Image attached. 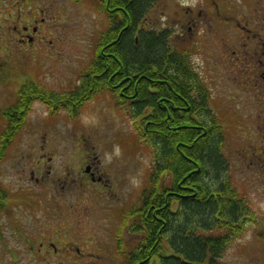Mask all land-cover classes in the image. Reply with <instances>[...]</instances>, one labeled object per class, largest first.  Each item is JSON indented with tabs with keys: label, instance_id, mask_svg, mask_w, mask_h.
<instances>
[{
	"label": "rangeland",
	"instance_id": "374dc122",
	"mask_svg": "<svg viewBox=\"0 0 264 264\" xmlns=\"http://www.w3.org/2000/svg\"><path fill=\"white\" fill-rule=\"evenodd\" d=\"M24 1L27 17L39 16L47 27L42 31L41 45H32L21 56L0 54V59H7L9 72L4 79L8 82L0 84V110L15 101L16 94L7 93L8 85L17 89L15 81L34 82L58 94L76 88L93 59L96 39L107 26L104 16L88 0ZM215 4L224 15L227 6H232L235 17H247L256 11L264 16V0H157L148 12L145 27L167 30L172 41L188 50L189 62L209 94V109L221 122L228 175L248 213L242 232L227 244L220 264H262L257 261L264 260V182L257 178L253 165L248 166L256 146V104L245 84L242 66L232 62L231 43L225 29L217 25ZM188 9L200 13L191 36L180 25ZM48 108L40 102L31 104L25 126L0 161V190L7 200L13 194L20 197L19 201H11L10 212L29 231L32 224L41 223L35 221L36 215L56 213L64 219L60 214H68L67 208H72L69 204L81 208L77 215L87 219L83 223L87 236L102 233V264H120L123 245L131 248L137 239L127 234L121 221L129 223L131 208L139 205L151 153L143 147L133 148L129 141L124 143V139L133 137L135 129L125 108H116L108 94L85 103L74 116L64 109L53 113ZM4 124L0 118V134ZM41 146L46 155L44 171L49 172L44 184L33 183L29 174ZM86 153L99 159L107 187L101 190L85 182L82 187L74 185L63 190L61 182H71ZM71 192L77 193L74 198ZM56 226L52 229H59Z\"/></svg>",
	"mask_w": 264,
	"mask_h": 264
},
{
	"label": "trees",
	"instance_id": "16d2710c",
	"mask_svg": "<svg viewBox=\"0 0 264 264\" xmlns=\"http://www.w3.org/2000/svg\"><path fill=\"white\" fill-rule=\"evenodd\" d=\"M88 1L107 22L93 59L72 91L58 94L24 83L4 111L0 161L32 103L74 116L108 94L135 129L124 143L145 148L152 158L132 220L121 221L137 239L131 248L123 245L120 264H220L227 244L242 232L248 208L228 175L221 122L209 109L188 50L167 30L145 27L157 0Z\"/></svg>",
	"mask_w": 264,
	"mask_h": 264
},
{
	"label": "flooded vegetation",
	"instance_id": "af4514ba",
	"mask_svg": "<svg viewBox=\"0 0 264 264\" xmlns=\"http://www.w3.org/2000/svg\"><path fill=\"white\" fill-rule=\"evenodd\" d=\"M23 4L25 1L22 0H0V42L3 41L4 46L0 49V54L6 57L21 56L32 45L42 44L41 34L47 27L42 25L44 19L39 16V18L27 17ZM227 8V15H224L218 4H215L214 16L217 25L225 29L224 34L229 39V44L231 43V55L234 56L232 62L242 66L245 84L253 98L252 103L256 104L258 128L255 134L256 146L254 143L255 147L248 166L253 165L257 178L264 182V16H260L256 11L247 17H235L232 15L233 7L227 6ZM199 17L200 13L192 12L191 9L185 12L183 24L180 25H183L182 29L185 27L184 31L188 36H191L197 27ZM38 49L39 46L36 47V50ZM6 64L7 59H0V84L8 82L4 80L9 73ZM14 84L17 87L15 90L14 85L7 86L9 95L17 94L24 81L21 80L19 83L15 81ZM7 107L8 105L0 110V118L3 120ZM5 125L6 123L3 129ZM43 151V146L39 147L38 152L36 151L38 161L31 165L29 171L33 183L44 184L49 173L44 171L46 161L43 158L46 155ZM48 160L50 161L51 158L48 157ZM79 164L74 173L75 178L73 177L69 183L61 182L63 190L70 189L74 185L82 187L85 182L97 185L101 190L102 186L107 187L105 183L103 184L102 168L96 156L86 153ZM69 194L74 198V194L77 193ZM5 197L0 195V264H102V233L93 235V238L87 236L85 231L88 230L83 224L87 219L81 214L77 215L81 208L74 209L73 205L69 204L72 208L71 210L67 208L68 214H60L64 219L58 217L56 213L39 217L36 215L35 221L41 223L35 222L30 226L31 230L27 231L21 220L10 212L11 201H19V195L13 194L9 200ZM55 225L59 229H52ZM257 262L264 264V260Z\"/></svg>",
	"mask_w": 264,
	"mask_h": 264
}]
</instances>
